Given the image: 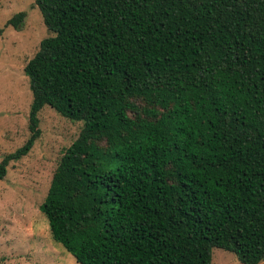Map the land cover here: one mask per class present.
Wrapping results in <instances>:
<instances>
[{
    "label": "trees",
    "instance_id": "1",
    "mask_svg": "<svg viewBox=\"0 0 264 264\" xmlns=\"http://www.w3.org/2000/svg\"><path fill=\"white\" fill-rule=\"evenodd\" d=\"M50 35L24 66L81 121L39 209L78 264L264 260V0H35ZM25 11L6 25L19 30Z\"/></svg>",
    "mask_w": 264,
    "mask_h": 264
},
{
    "label": "rangeland",
    "instance_id": "2",
    "mask_svg": "<svg viewBox=\"0 0 264 264\" xmlns=\"http://www.w3.org/2000/svg\"><path fill=\"white\" fill-rule=\"evenodd\" d=\"M19 11L26 16L16 30L6 21ZM49 35L35 0H0V160L29 136L32 92L23 69ZM38 120L40 135L32 148L11 160L0 179V264H78L51 238L39 206L61 155L82 123L70 121L48 105L38 112ZM211 264L241 263L232 252L215 247Z\"/></svg>",
    "mask_w": 264,
    "mask_h": 264
}]
</instances>
